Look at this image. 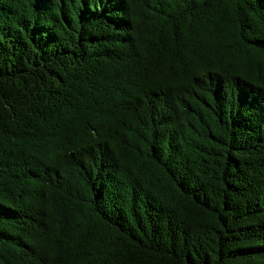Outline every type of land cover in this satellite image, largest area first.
<instances>
[{
  "label": "trees",
  "instance_id": "16d2710c",
  "mask_svg": "<svg viewBox=\"0 0 264 264\" xmlns=\"http://www.w3.org/2000/svg\"><path fill=\"white\" fill-rule=\"evenodd\" d=\"M0 264H264V0H0Z\"/></svg>",
  "mask_w": 264,
  "mask_h": 264
}]
</instances>
